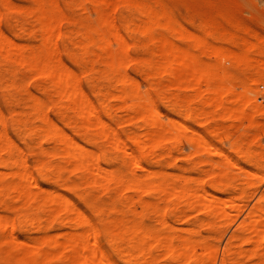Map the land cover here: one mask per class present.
Masks as SVG:
<instances>
[{
  "label": "rangeland",
  "instance_id": "1",
  "mask_svg": "<svg viewBox=\"0 0 264 264\" xmlns=\"http://www.w3.org/2000/svg\"><path fill=\"white\" fill-rule=\"evenodd\" d=\"M48 1L50 2L49 4L47 3ZM110 1L112 2L116 0ZM138 1L140 3L147 1V4L151 7H158L159 4L163 2L166 6V12L164 15H166V17L170 16L169 23H167L168 25L166 24L164 28H155L154 30V34L162 36L165 41L164 73L158 74L157 72L152 71L148 74L146 68L147 64L144 60L150 58L154 51V47L150 43L149 38L141 32V28L144 26V19L141 14L138 10L125 8L121 3H118L117 5L114 4L113 9L110 12V16L117 21L121 15H124L132 22V32L129 34H125V29L119 26V32L124 34L125 37L123 46L127 50V56H131L134 59L132 61H130L129 58V61L126 60L127 63L125 62V70L133 79H135L136 83H138L137 87L140 96L145 95L147 92L149 93V98L156 106L158 114H161L163 123L166 122V124H164V141L153 149L154 153H152L153 155H150L147 166L154 172L160 174L163 173L162 175L168 174L172 177H186V180L191 181V185H198L199 182H202L208 192L212 191V185L209 186V184L214 176V181L220 180V182H218L225 185L224 190L217 193L218 197L224 200L226 199V201L233 200L234 202L233 206L228 204L227 207H223L224 211H226L224 217L216 218L213 220V223L208 224L206 222V215L203 214V212L189 210L188 208H185L186 206H184L185 204L183 202H181V204L179 202L180 205H175V207L172 206L171 203L167 205L168 203L163 200L161 205L168 206L166 210V218L170 226L173 227L169 229L159 223L158 225L156 224L159 222V217L155 215V213L153 214L152 210L148 209V211L146 210L142 212V209L139 206L138 199L140 198L143 200H154L155 202L161 200L156 193L140 194L130 192L123 195L113 187L107 190L102 188L104 190L102 191L100 187L92 188L85 184L80 188L78 186L81 184L78 185L77 188H75V185L73 188H68L72 186H68L67 184L71 185L72 183L76 184V181L78 182L80 174L70 172L67 169V171H62L63 174L62 172L60 173V176L57 179L60 181H57L56 179H43L40 172L35 167V162L40 158H43V155L38 151L36 145L39 142V144L41 143L42 149L49 150L53 147V141L42 132L37 131L40 123L36 115L32 113L33 110L29 107V105H31L29 101H32L35 98L37 100L41 99L40 101L44 102L43 106L45 104L44 108L48 118L70 136V138L77 141L79 145L98 155L99 158H101V165L105 168L110 170L113 169L120 173H126L128 167L125 162L129 161V159L123 157V154L120 151L114 150L106 141L98 137L96 131L78 127L76 115L65 108L64 101L55 94L51 84L46 78L34 75L30 72L31 70L28 66L23 65V67L18 62L15 63L14 59V61L11 59H5L4 56L2 57L3 54L1 51L0 72L2 74L0 73V75L3 76L2 79H4V82L6 83L1 82L3 80L0 76V130H4L8 138L14 143V146L18 148L17 150L19 152L16 153H18V156L21 155V159L26 161L25 163L30 168V170H28L31 176L37 181L38 187L41 190L44 189L48 192L56 190L61 192L89 219L92 225L100 227V218L101 216L103 218V216H106V213H109L108 207H111L113 204L120 207L124 202L125 196H128L130 197L132 204L130 207L124 206L121 208L125 213L126 218L131 216L130 213L127 214V212L130 211L137 215H142L141 221H144L143 224L147 227L144 226V228L155 231L158 230V232L163 234H171L172 237H174V240L172 239L173 242L177 245L180 241L178 238L181 235H186L192 236L190 240L192 239L194 244L197 241L198 243L201 242V244L204 242L203 246H205L206 243L215 246L217 250L215 251L216 254L211 255L213 258L210 256V259H214L209 260L211 263L214 261V264H248L249 259L247 255L249 254L248 252L251 251L250 249L254 248L253 245L238 240L235 242L231 253L228 255L224 254V249L230 235L238 230L241 223L246 220L248 210L254 205L256 198H258L264 190V0ZM207 1L212 3L213 6H208L206 4ZM1 2L2 1H0V31L9 40L18 44V46L21 47V50H34L36 52L40 51L42 48L40 37L41 24L36 19L33 9L31 10V8H35L38 3H41L49 12L48 9L53 6L49 13L54 14L57 19V32L68 36L67 39L58 36L54 38V52L56 51L55 55H58L59 63L64 65L65 70H70V73L73 72L72 74L75 76V79L77 77L76 80L83 95H86L88 101H90L95 108L97 106L96 110L100 118L106 121L119 134L127 147L134 149L131 138H139L146 132L143 121L141 118L130 119L128 109H130L131 103L129 101L122 102V100L118 98H108V93L106 92L110 90L115 91L118 84L113 76L105 72V62L99 57L100 44L92 41L89 43L88 40L86 42V48H84L82 44L85 29L83 30L81 23L89 27L97 26V15L93 11V6L94 4L100 3V0H40V2L38 0L4 1L9 6L13 5L14 8L15 6H17V8L20 7L19 11L17 8H15L16 11L13 10V6L8 10L5 8L7 6L4 5L3 7ZM10 3L13 4L11 5ZM221 15L227 16L226 18L228 19L234 18L233 20L238 21L239 25L234 27L227 25L226 23L222 24L223 26L219 28V31L226 32V35L222 37L220 41H212L208 48L206 46L195 48L193 43L186 40L183 35H180L181 32L183 34V32L186 33L188 30L187 33L190 32L194 35L201 36L206 28L205 24L210 23L212 18ZM182 26H185L183 28L184 31ZM248 31L250 35L252 34L251 36L246 34ZM254 32L256 34H254ZM92 36L95 37L94 34ZM167 38L169 42L167 41ZM231 40L234 41V43L232 42L231 44ZM175 46L187 49L188 52L198 57L201 64L210 67L221 77L223 76L222 78L229 79L230 82L228 80L229 84L227 82L225 87L230 89V94L229 96L227 95L228 97L224 95V99L226 101L228 99L227 104L229 100L231 101V103L229 102V107L231 106L230 104L233 103L234 105L232 104V108L241 105V107H244L247 112H253V117L251 118L252 121L247 119V117L250 118V116H252V114L248 113H246L247 116L244 115L246 119L244 117H239V115L242 116L240 113L239 115L236 114L237 116L230 114H225L224 116L221 111L215 113V105L217 103L215 102V99L219 98V96L214 93V87L206 84L200 85V88L196 87L194 85L195 80L193 77L191 78L192 80L189 79V83L186 82L187 84L179 82V80H176L177 78L173 79L174 71L172 69L175 68L176 64L173 59V52L171 53V51H173ZM118 47L117 44L111 42V48L112 50L114 49V52H120ZM190 81L193 82L191 83ZM12 84H14V86ZM183 85L184 88H182ZM215 89H218V93H220V91L224 92L225 88L221 90L220 87H216ZM225 90H227V88ZM125 96L126 94L122 95L124 99L126 98ZM218 100H220V98ZM248 107L251 109H247ZM60 110L61 113H59ZM103 111L107 116L109 113L111 119L102 114ZM64 114L67 115L63 116ZM67 118H69V120ZM175 122L177 124H182L181 128L175 126ZM250 124L253 126H250ZM167 125H169V128ZM186 128L187 130H185ZM197 133L200 135V138L199 136H197V138L201 139V143L200 141L198 143L199 146L197 143H191V140H189V136H191V138L195 136L194 139L196 140ZM39 134H41V136ZM204 141L208 145H205ZM203 142L205 147L203 145L202 148ZM234 142L237 143L235 144ZM237 147H239V150L242 153L237 150ZM198 148L199 150H203L199 151ZM169 150L171 151L170 153L172 156L168 155ZM250 154L253 157L250 158ZM213 160L217 165L213 163ZM56 161H61V158H56ZM221 166L223 169L226 166V170L224 169L226 173L222 174L220 178L215 172L218 167L222 169ZM3 167L4 166H0V172L6 171ZM227 168H230V170ZM134 170L137 174H141L140 169L134 167ZM7 171L9 172L10 169H7ZM150 180V176L146 177L147 182H150ZM7 181H11L10 176H8ZM62 181H64L63 184ZM59 182L62 186L59 185ZM226 183L228 184L226 185ZM230 184H233L236 188L234 190L228 189L227 186ZM7 197L8 194L6 192V194L3 193L0 198L1 200H7ZM87 199L92 200V204L95 206H92L90 201L88 204ZM159 202L161 203V201ZM98 204H104V206H98ZM107 204L112 205L108 206ZM169 206L172 208L174 207L175 209L173 210ZM90 207L96 208L93 209L92 212ZM101 207H104L105 209L107 207V209L101 216H99L100 214L97 213L96 210ZM94 210L96 213H94ZM124 213L121 211V215H123L122 218H124ZM0 215L7 217L9 220L8 224L11 225L9 230L11 231L10 233L12 236L15 237L16 240L18 239L17 241H25L27 244H36L37 240L40 241L42 237L40 235H42L41 232L43 233V231H46L47 234L52 235V237L54 235V238L56 235H61L69 231V224L66 222V214L64 212H58L52 215L48 208L39 206H21L17 204L5 207L2 204L0 206ZM25 218L29 220L26 219V222L23 223L22 221ZM38 218L40 219L39 221ZM39 224L42 225V229ZM159 225L164 228H160ZM38 229H41V231ZM3 230L0 228V238L2 235L1 233H5ZM169 230H171L170 233ZM118 238L116 242L120 239L124 242L121 249H119L120 244H122L120 241L117 243L119 245L117 248L114 239H112V241L110 240V242L108 240L111 238L103 236L100 240L104 253L101 256H106L105 258L109 259L114 264H170V262L174 260L173 257H175L174 255H171L172 252L176 253L178 256L177 258L175 257L176 262H173V264H177L179 256L181 257L180 251L178 252V250L176 252L171 250L172 252H170V249L168 250L167 248L169 253L168 251H164L165 247L163 246L164 243L162 241L165 239L163 237H156V239L155 237H153L154 239L151 238V240L154 241L139 238L140 242L147 240L152 243L151 246L153 248L157 241L160 242L155 247L156 251L157 248L160 250L157 252L154 250L156 254H159L158 257L154 252H151L153 248L152 250L150 249V244H148V246H143V249H136V251H141L143 255L138 252L137 254L135 248L131 250V244L138 242V238L127 237L132 243L125 237H120L119 240ZM133 239L134 241H132ZM60 241H63V239L60 238ZM126 241H128L125 245L126 248L130 245V249L125 248L127 251H124L123 247H125L124 244ZM112 242L113 246L111 245ZM114 245L116 249H119L124 253L115 250L113 248ZM206 246L208 245L206 244ZM58 251H62L63 254L66 250L65 248H62ZM142 251H144V253ZM240 251L244 252L239 254ZM132 252L134 254H132ZM146 252H148L147 255ZM67 253L64 254V256L60 252L58 257H62L61 259H63L64 257L71 255V253ZM261 254L262 261H264V248L261 250ZM189 255L180 259L179 264H202L203 259H208V255L205 254L204 251L202 252V250L196 252V257L192 254L193 258H188ZM9 256L11 255L8 254V257ZM151 256H153V258ZM8 257L6 258L8 259ZM11 257L14 258L15 254ZM98 258H100V256ZM98 258L97 260L101 259ZM7 259L6 264L8 262V264H15V262L13 263L10 261L11 258ZM211 263L208 262V260H206V262L204 261V264ZM61 264H63V262ZM73 264H77L76 261H74Z\"/></svg>",
  "mask_w": 264,
  "mask_h": 264
},
{
  "label": "bare ground",
  "instance_id": "2",
  "mask_svg": "<svg viewBox=\"0 0 264 264\" xmlns=\"http://www.w3.org/2000/svg\"><path fill=\"white\" fill-rule=\"evenodd\" d=\"M0 1H2L1 4L3 7L4 5L7 6L5 8H7L8 10L9 8L13 6L12 5L13 3L12 4L10 3L12 6L7 5L5 3L6 0H0ZM38 1L40 2V0ZM47 3L49 4L50 2L48 1ZM118 3H121L125 8L138 10L142 18L144 19L143 21L144 26L141 28L142 29L141 32L149 38L150 43L154 47V51L152 52V55L150 56V58L148 59L146 58L144 60V62L147 64L146 68L148 70V74H150L152 71H155L158 74L164 73V70H165V59H164L165 41L162 36L160 35L158 36L154 34V30L155 28H164L166 24L169 23L170 16L167 15L168 17H166V15H164L166 12V6L163 2H161L158 7H151L150 5L147 4V1H143L140 3L138 0H128V1L116 0L112 2L110 0H100V3L94 4L93 6V11L97 15V21H96L97 26L89 27L81 23L83 30L85 29L84 30L85 35H83L84 40L82 42L83 47L86 48L87 40L89 41V43L92 41V42H98L100 44L99 45V57L105 62V65H106L105 72L113 76L116 83L118 84V87L115 88V91L110 90L106 92L108 93L107 94L108 98L110 97L118 98L122 100V102L129 101L131 103L130 109H128V114H129L130 119L141 118L143 121V125L146 128V132L143 133L142 136H140L139 138H135V137L131 138V141L134 145V149L127 147L126 144L121 139V137L119 136V134L106 121L100 118L96 110L97 106L95 105L96 106L95 108L94 105L90 101H88V99L86 98V95L85 94L83 95V92L81 91L77 83V80H76L77 77L75 79V76L72 74L73 72L70 73L69 72L70 70L68 71L65 70L64 65L59 63L58 61L59 58L57 57L58 55L56 56L55 55L56 51L54 52V46H55L54 38L58 36V37L67 39L68 36L66 34H60L59 32H57V27H58L57 19L54 14L49 13L50 9L52 10L53 6H51L52 8L48 9L49 12L47 11L46 7L41 3H38L35 8L34 7L31 8V10L33 9V13L36 19L41 24L40 37H41V42H42V48L38 52L34 50L32 51L31 50L30 51L21 50L20 49L21 47H19L18 44H15L13 41L9 40L0 31V51L3 54V55L1 54L2 57L4 56L5 59H8V60L14 59L15 61L14 60L13 61L15 63L18 62L22 66L23 65L28 66L29 69L31 70L30 72H32L34 75L46 78L51 84L55 94L64 101L65 108L72 111L76 115V118H77L76 120H78V122L76 121L78 123V127L85 128L86 130L96 131L98 137L106 141L108 145H110L114 150L120 151L123 154V157H127L129 159V161L125 162L126 166L128 167V170L126 173H120V172L114 171L113 169L110 170L108 168H105L104 166L101 165V158H99L98 155H96L94 152L87 150L81 145H79L77 141L70 138V136H68L60 127H58L54 122H52L46 114V110L44 108L45 104L43 106L44 102L43 101L41 102L40 98H39L40 100H37L35 98L32 101H29L31 104L29 105V107L33 110L32 113L36 115L40 123L39 127L37 126L38 127L37 131L42 132L45 136L49 137L51 141H53L52 142L53 147L50 148L49 150L42 149L41 143L39 144L38 142L36 146L38 148V151L43 155V158H40L39 160L35 162L36 163L35 167L40 172L41 177L45 180H52V179L57 180L60 176V173L63 170L65 171L69 170L70 172L79 173L80 176L78 178V182L76 181V184L72 183L73 185L67 184L68 186H72V187L67 186L68 188H73L74 185L76 186L75 188H77V186L81 184L80 186H78L80 188L83 184H85V185H89L92 188L100 187L101 189L104 188L105 190L111 189V187H113L117 189L118 191H120V193L123 195L126 193H130V192L140 193V194L156 193L158 195V198L160 197L159 199L161 200H158V202H155L154 200L153 201L145 200V199L143 200L140 198L138 199L139 206L141 207L142 212L146 210L148 211V209L152 210L153 211L152 213L153 214L155 213V215L159 217V222H157L156 224L158 225L159 223L162 226L167 227L169 229L172 226H170L166 218V210L168 206L161 205L163 203L162 202L163 200H165L168 203L167 205L171 203L172 206L180 205L181 202H183L185 204L184 206H186L185 208H188L189 210H196L198 212H203V214L206 215V222L208 224L213 223V220H215L216 218H221L225 216L226 211H224L223 207L225 206L227 207L228 204L230 206L231 205L233 206L234 204L233 200L226 201V199L224 200L218 197L217 193L222 192L225 186L219 183L220 180H218L219 182L217 180L214 181L215 179H213L214 178L213 176L211 183L209 184V186L212 185V191L210 190L211 192H208L204 186V183L202 182H199L198 185H191V181L186 180V177H183V176H173L172 177L171 175H168V174L162 175L163 173L160 174V173L154 172L150 170V168L147 166L150 155L154 153L153 149H155L158 146V144L164 141V138H165L164 137V134H165L164 124H166L165 122L166 120L164 121L165 123H163L161 119L162 116L160 113L158 114L157 108L154 105L153 101L149 98L148 92L145 95L140 96L138 92V87H137L138 83H136L135 79H133L125 70V65H126L125 62L127 63L126 60L129 61L130 59V61H132L134 59L131 56L129 57L127 56V53H126L127 50L123 46L125 42L124 40L125 37H124V34H121L119 32V26L125 29V34H129L132 32L131 28L133 25H132V22L124 15H121L118 18V21L116 19H113L110 16V12L113 9V5L114 4L117 5ZM206 4L208 6H213V4L210 3L209 1H207ZM15 8H17V6H15ZM15 8L14 6L12 7L13 10H15ZM19 8H17L18 11H19ZM226 17L227 16L221 15V16L212 18L210 23L205 24L206 28L201 36H198L196 34L194 35L193 33H190V32L187 33L188 30L187 31L185 30L186 33L183 32V34L181 32L180 35L181 36L183 35V37L186 40L193 43L195 48H201L204 46L208 48L212 41L214 40L220 41V39H222V37L226 35V32L224 33V32L219 31V28L223 26L222 24L226 23L227 25H231L234 27L239 25L238 21L233 20L234 18L228 19ZM184 27L182 26V29ZM178 31H181V30H178ZM93 34L95 35V37L92 36ZM246 34L250 35L249 31L246 32ZM254 34L256 33L254 32ZM232 40L230 41L231 44L232 42L234 43V41ZM167 41L169 42L168 38H167ZM167 41H166V45H167ZM111 42L119 46L118 47L120 49L119 53H117V51L114 52L113 51L114 49L112 50ZM172 52H173V59L176 64L175 68L172 69L174 71L173 73L174 76L172 78L173 79L177 78L176 80H179V82L181 83L182 82L189 83V79L193 77L195 80L194 85L196 87H199L202 84H206V85H210L211 87H214V93L218 94L220 98V100H218L219 98L215 99V102H217L215 105V113L216 112L219 113L221 111V113H223L224 116L225 114L237 116L236 114L239 115L240 113L242 116L239 115V117L241 118L244 117L245 119L246 117L244 115H246V113L248 114L253 113V112L251 113L250 111L247 112L244 107L243 108L241 107V105H239V107L235 108L234 106V108H232V104H233L232 103L230 104L231 106L229 107V102L231 103V101L229 100L227 104L228 99L226 98L227 101L224 99V95L229 96L230 94V91H229L230 89L228 87H225V84L228 82L229 79L222 78L223 76L221 77L218 73L213 71L210 67L201 64L198 57L188 52L187 49H183L178 46H175L173 51H171V53ZM2 78L3 76H1V79ZM2 80L3 81L1 82L5 81L4 79ZM190 82L192 83L193 81H190ZM14 84L12 85L14 86ZM196 87H195V90H196ZM216 87L217 88L220 87L221 90L224 88L225 89L227 88V90L224 89V92L220 91V93H218V89H215ZM182 88H184V85ZM123 94H126L125 99L122 97ZM247 109H251V108L248 107ZM59 113H61V110ZM102 114L105 115L104 111ZM66 115L64 114L63 116H66ZM110 116L111 115H109L108 113L107 117H109V119H111ZM252 117H253V114L252 116H250V118L247 117V119H250V121H252L251 120ZM67 119L69 120V118ZM251 125L252 124H250V126ZM167 126L169 128V125ZM175 126L181 128L182 124L176 123ZM185 130H187V128ZM39 135L41 136V134ZM197 136H199L200 138V135H198L197 133L196 140L194 139L195 136H193V138L189 136L190 138L189 140H191L190 142L194 144L197 143V145L199 141L201 143V139L197 138ZM204 142L202 144V148H203ZM234 143L236 144L237 142H234ZM205 145H208V144L205 142ZM17 149L18 148L14 146V143L8 138L4 130H0V166H4L3 168L6 170L4 172H0V197L3 195V193L6 194L7 192L8 194L7 200L5 199L1 200L0 198V206L2 204L5 207L16 205V204L21 205V206H30V207L39 206L43 208H48L51 211L52 215L58 212H64L67 216L66 222L69 224V231L61 235H56V237L54 238V235L52 237V235H48L46 231L42 230L43 233L41 232L42 235L40 236L42 237L40 241L37 240L36 244H32V243L27 244L25 241L23 242L17 241L18 239L16 240V238L12 236V234L10 233L11 231L9 230V227L11 226L8 224L9 220L7 219V217L0 215V228L1 230L4 229L3 231L5 232L4 234L1 233L3 236L1 235V238H0V264H6V259H7L6 257H8V254L11 256L15 254L14 258L11 256L8 257V259L11 258L10 261L13 263L15 262V264H61L62 262L63 264H73L74 261H76L77 264H114L109 259L105 258L106 256L104 255H103L104 257L101 256L102 254H104L102 246L100 244V240L103 236L111 238L109 240L107 239L108 241L110 240L112 241V239H114L115 240L114 243L117 248L119 246L117 243L119 241L122 242V244H120L119 246V249H121V246L124 243L120 239V237L138 238V240L139 238H141V239H148L149 241L153 237H155V239L156 237H159V238L163 237L165 239L164 240L165 242L162 241L164 243L163 246L165 247L164 248L165 250L164 249L163 250L165 252H167L169 249H170V252H172L171 250L175 252L177 250L178 252L180 251L181 257L179 256V260L189 254L191 255H189L188 258H191V257L193 258V256L196 257L195 254L199 250H202V252L204 251L205 254L208 255L207 257L208 259L206 258L205 260L203 259V263L201 262L202 264H204V261L206 262V260H208V262L210 263L211 261L209 260H214V259H210V256L212 254L213 255L216 254L215 251L217 250V248L213 245H209L208 243H206L208 246H206V244L205 246H203V243H204L203 241H202L203 242L202 244L201 242L198 243L197 241L194 244L192 239L190 240L192 236H186V235L180 236V234H179L180 237L178 238L180 241H179V244L177 245L175 242H173L174 237H172L171 234L170 235L166 233L163 234L161 232H158V230L155 231L152 229H146L147 227L143 224L144 221L143 222L141 221L142 215H137L130 211V212H127V214L130 213L131 216L130 217L128 216L129 218H126L125 213L123 212V210H121V208L124 206L130 207V205L132 204L131 199L128 196H125L124 202L120 207H117L113 203H112L113 205L107 204L108 206L110 205L112 206L108 207L109 213L107 214L105 212L106 216H103V218L101 215L104 213L107 207L106 209L104 207L97 209L96 212L99 213L100 214L99 216H101L102 218V220L100 218L101 226L97 227V226L92 225L89 219L79 209H77L72 204V202L68 198H66L61 192H59L58 190L53 191V192H48L44 189L41 190L38 187L37 181L31 176L29 172L30 168L25 163L26 161L21 159V155L18 156V153H16V152H19ZM202 150L203 149H200L199 151H202ZM237 150L241 152L239 150V147H237ZM170 152L171 151L169 150L168 155H171ZM251 157L253 156H251L250 154V158ZM56 158H61V161H56ZM213 163L216 164L214 160H213ZM134 167L140 169L141 174H137L134 170ZM219 167L218 169H216L215 174L217 176H220L221 178V175L226 173L225 172L226 166L224 168L225 170L223 169L222 166L221 167L223 170ZM7 169H10V171L8 172ZM227 169L230 170V168H227ZM233 169H234V166H233ZM8 176L11 177V181H7ZM148 176H150V179H151L150 182L146 181V177ZM57 181H60V180H57ZM64 181H62V184ZM227 184L228 183H226V185ZM248 184H249V180H248ZM59 185H61L60 182H59ZM227 188L234 190L236 187L233 186V184L232 185L230 184L229 186H227ZM102 191L104 190L102 189ZM89 201L91 202L92 206H95L92 204V200H88L87 202L88 204H89ZM159 201H161V203ZM100 205L104 206V204H100ZM100 205L98 204V206ZM164 205H165V202H164ZM98 206L96 205L97 208ZM96 207L94 208L90 207L92 209V212H93V209H95ZM172 209L174 210L175 208L173 207ZM121 211L122 213H124V218H122L123 215H121ZM96 212L94 210V213ZM26 219L27 218H25L22 222L25 223ZM39 220L40 219L38 218V221ZM39 225L40 227L42 226L41 224ZM144 226L146 228H144ZM164 227L160 226V228H164ZM41 229H38V230L41 231ZM170 232L171 230H169V233ZM114 237H117V238L119 237L118 240L119 239L120 240L116 242L117 238H114ZM60 238H62L63 241H60ZM238 240H241L242 242H245V243H248L254 246V248L250 249L251 251L248 252L249 253L247 255L249 259L248 264H264V261H262V254H261V250L264 248V190L259 195V197L256 198L254 205H252V207L248 210L246 220H244L241 223L238 230L234 231L230 235L228 242L224 249V254L228 255L229 253H231L235 245V242ZM129 241L131 242L130 239ZM132 241H134V239ZM149 241L143 240L140 242L139 240L136 243L134 242L133 244H131L132 246L131 250L135 248V251H136V249H140L145 245L148 246V244H150V247H151L150 249L152 250L153 248L151 246L152 243H150ZM151 241H154V240H151ZM127 242L128 241H126L124 246L127 244ZM158 243L160 242L157 241L155 246L153 245L154 248L151 251L152 253L153 252L155 253L156 251L155 247L157 246ZM111 245L113 246V242ZM115 245L113 248L115 250H119L115 248ZM129 247L130 245H128L127 248L126 246L123 247L124 251H127L126 249H128ZM62 248L63 249L65 248V250L68 253H71V255H69L68 257L66 256L67 258L66 257H64L65 259L63 258L65 261L61 259L62 257H58L60 252L62 254V251L59 252L58 250H61ZM158 250L160 249L157 248V251ZM66 251H64L62 255L66 254L67 253ZM119 252L124 253V252H121L120 250ZM137 252L141 253V251H136V253ZM142 252L144 253V251ZM243 252L244 251H240L239 254H242ZM147 253L148 252H146V255ZM132 254L134 253L132 252ZM175 254L176 253L172 252L171 255L172 256L174 255L177 258L178 256L177 254L176 255ZM141 255L143 254L141 253ZM156 255L157 257L159 256V254H156ZM99 256L101 259L98 258ZM153 256L151 257L153 258ZM175 257H173L174 260L173 261L171 260L172 262H170V264H173V262L175 261ZM97 258L100 260H97ZM211 258L213 257L211 256ZM179 260L177 261L178 262L177 264H179ZM186 262H187V259H186Z\"/></svg>",
  "mask_w": 264,
  "mask_h": 264
}]
</instances>
